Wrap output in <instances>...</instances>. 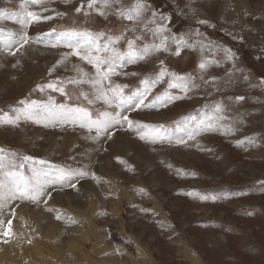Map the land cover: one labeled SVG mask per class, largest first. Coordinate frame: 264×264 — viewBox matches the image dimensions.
<instances>
[{"label":"rangeland","instance_id":"374dc122","mask_svg":"<svg viewBox=\"0 0 264 264\" xmlns=\"http://www.w3.org/2000/svg\"><path fill=\"white\" fill-rule=\"evenodd\" d=\"M136 3L147 5L141 19L119 15ZM28 11L40 19L11 16ZM263 15L264 0H0V176L35 172L49 181L38 201L3 189L0 235L8 220L11 231L0 247H10V260L264 264ZM25 32L21 47L15 41ZM86 33L101 47L120 37L113 47L121 55L101 66L113 74L100 85L95 66L72 54H83ZM181 38L191 46L174 42ZM162 41L167 51L132 58ZM117 86L143 103L116 108L97 99L99 87L111 98ZM50 99L93 120L103 112L127 119L99 136L85 120L47 117L42 108L5 122ZM210 116L212 130L192 139L182 131L191 117Z\"/></svg>","mask_w":264,"mask_h":264},{"label":"snow or ice","instance_id":"6c2138e0","mask_svg":"<svg viewBox=\"0 0 264 264\" xmlns=\"http://www.w3.org/2000/svg\"><path fill=\"white\" fill-rule=\"evenodd\" d=\"M36 0H25V3H35ZM93 3V0H88V6L91 7ZM21 7L23 8L24 5L22 4ZM147 10V5L143 3H136L133 5L130 9L127 10V12L120 11L119 15L126 18L129 21L133 20H139L142 18L143 12ZM103 14V13H101ZM153 17H155V13L152 14ZM11 16H20L21 19L18 21L21 24H25L29 21H38L40 17L31 11L26 12V15L24 13L18 12V13H11ZM203 23V22H202ZM159 33H163L165 29L163 27H157L155 29ZM84 45H86V49L83 52V54L79 50H74L72 54L79 56L82 60H86L89 64H93L96 68L97 78L94 82L95 85H100L103 83L102 77H107L111 74H113V69L111 67H107L103 70L101 69L102 65H111L112 62L118 58L121 55V52L113 47L115 43H117L120 39V37H116L112 41H110L107 45H104L103 47L96 44L95 39L90 34H84ZM28 35L27 33H23L22 35H19L16 43H19L22 47L23 44H26L28 42ZM167 40V37H164V41ZM162 41L158 45H152L151 48H145L144 52L142 54H137V56L132 57L135 58H143L144 55L149 54L150 52H159L161 50L167 51V46ZM175 43L182 46H191L187 44V41H184L183 38L180 40H174ZM84 45H78L77 47H84ZM101 53H104L101 55ZM15 54V53H13ZM206 67L205 63L200 64V68L204 69ZM163 75V73H161ZM80 80H71L69 83L77 84L81 83ZM109 83H111L109 81ZM49 87H52V85H49ZM120 86H117L116 88L111 90V98H109L108 93L104 92L102 87H99L97 90V99H103L105 103L112 104L114 101L116 102V108H121L125 105L130 107H138L139 104L143 103V96L131 98V97H124L122 96L120 90ZM60 91H63V89H60ZM242 99V98H241ZM35 108H42L45 112V116L47 117H55L59 120H75L77 118L85 120L88 122V125L95 126L97 131V136L101 132L107 131L109 128L114 126L115 124H119L121 121L126 120V117H121L119 112H115V114L110 112H103L100 115L97 116L96 119H92L91 115L87 110L80 109V108H68L64 105H55L54 102L49 100L47 104H41L36 105L35 102H33L32 105L29 106L28 110L22 113H18L14 118L8 119L5 121L6 123L13 124L19 119L26 118V119H32L38 115L36 111H34ZM221 111V105L217 104L215 108L213 109V112L215 114L220 113ZM191 120L195 121V124L192 127H189L187 129H182V131H187L189 133V139H192L193 136L191 133L193 132H200L205 129L212 130L214 124V116H210L207 118H200L196 119L195 117H191ZM39 122V120L37 121ZM82 127L86 126L84 124L81 125ZM183 142V141H180ZM25 159L31 160V157H25ZM3 168V165H0V169ZM75 175H84L85 173L77 170ZM47 174H44L41 176L39 173H33V176L31 178L23 176L21 173L16 171H9L2 176H0V198L4 196L3 189L7 187V193L9 198H23V199H31L33 201H38L39 198L44 195V189L46 185L49 183L47 180ZM5 180L8 181V184H5ZM75 187V185H72ZM50 196V194H49ZM51 211V209H49ZM59 219V217H57ZM3 227V222H0V228ZM11 231V220H8V229L2 233V235L7 236L9 232Z\"/></svg>","mask_w":264,"mask_h":264},{"label":"bare ground","instance_id":"6f19581e","mask_svg":"<svg viewBox=\"0 0 264 264\" xmlns=\"http://www.w3.org/2000/svg\"><path fill=\"white\" fill-rule=\"evenodd\" d=\"M235 3H237V2H235ZM237 6V5H236ZM264 16V15H263ZM31 47V46H30ZM27 48V47H26ZM32 53V52H31ZM29 135V134H28ZM28 137V136H27ZM24 209V208H23ZM6 212V211H5ZM22 212V211H21ZM4 213V212H3ZM75 213H77L76 215H80L81 213H83V212H79V211H77V212H75ZM6 216V215H5ZM4 216V217H5ZM26 216V215H25ZM7 217V216H6ZM7 218H9V216L7 217ZM79 218V217H78ZM80 218H81V216H80ZM164 218V217H163ZM6 219V218H5ZM21 219H25V217H22V216H20V218H19V220H21ZM23 221H21V223H22ZM0 230H3V228H0ZM6 231V230H5ZM14 232V231H13ZM23 232V234H24V236H28V234H29V232H27V230L26 231H22ZM20 234V233H19ZM0 236H3V235H0ZM29 236H31L32 237V235H29ZM31 237H29V238H31ZM1 238V237H0ZM15 238V237H14ZM24 238V237H23ZM22 238V239H23ZM28 238V239H29ZM19 239V238H18ZM2 240V239H1ZM20 240V239H19ZM18 240V241H19ZM3 243H4V240L2 241ZM20 243H21V241H19ZM24 242V241H23ZM1 243V242H0ZM6 244V243H5ZM5 244H3V245H5ZM17 244V243H16ZM27 244V243H26ZM7 247V246H6ZM6 247L4 248V247H0V264H13V262L16 264V263H19V262H23V263H21V264H27V263H29L30 264V261H29V259L27 258V256H26V260H25V258H23V257H20L19 259L20 260H18L17 259V261H14V260H10V255H12L10 252H11V250H10V247L8 246L7 247V249H6ZM38 248L37 249H39L40 251H37L38 252V254H41V253H43V250L40 248V246L38 245L37 246ZM19 248V247H18ZM24 250V249H23ZM13 251V250H12ZM21 252V251H20ZM44 254V253H43ZM21 255H22V253H21ZM13 256V255H12ZM20 256V255H19ZM25 256V255H24ZM17 257V256H16ZM15 258V257H14ZM10 261H12L11 263H10ZM196 264H201V261H200V259H197L196 261Z\"/></svg>","mask_w":264,"mask_h":264}]
</instances>
